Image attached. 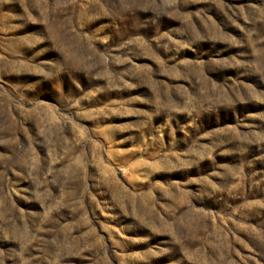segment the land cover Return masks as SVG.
I'll list each match as a JSON object with an SVG mask.
<instances>
[{
    "label": "rangeland",
    "instance_id": "obj_1",
    "mask_svg": "<svg viewBox=\"0 0 264 264\" xmlns=\"http://www.w3.org/2000/svg\"><path fill=\"white\" fill-rule=\"evenodd\" d=\"M0 264H264V0H0Z\"/></svg>",
    "mask_w": 264,
    "mask_h": 264
}]
</instances>
